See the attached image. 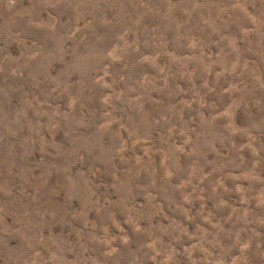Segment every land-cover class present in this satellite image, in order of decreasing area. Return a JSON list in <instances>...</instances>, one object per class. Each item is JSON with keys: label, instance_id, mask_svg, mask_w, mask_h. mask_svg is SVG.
Instances as JSON below:
<instances>
[{"label": "rangeland", "instance_id": "374dc122", "mask_svg": "<svg viewBox=\"0 0 264 264\" xmlns=\"http://www.w3.org/2000/svg\"><path fill=\"white\" fill-rule=\"evenodd\" d=\"M0 264H264V0H0Z\"/></svg>", "mask_w": 264, "mask_h": 264}]
</instances>
